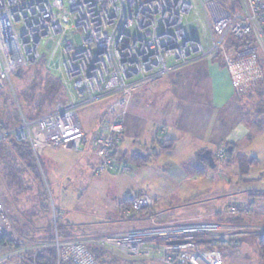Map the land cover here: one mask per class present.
Listing matches in <instances>:
<instances>
[{
  "label": "built area",
  "instance_id": "1",
  "mask_svg": "<svg viewBox=\"0 0 264 264\" xmlns=\"http://www.w3.org/2000/svg\"><path fill=\"white\" fill-rule=\"evenodd\" d=\"M0 0V93L12 78L35 65L39 47L48 53L46 67L74 92V98L53 110L27 119L19 105V123L0 130V142L27 143L38 161L45 148L85 152V132L78 106L116 95L110 120L101 121L90 141L97 163L94 176L125 175L129 168L115 158L123 131V112L132 84L168 72L167 60L182 66L196 57L220 58L233 94L243 99L264 84L260 55L264 57V0ZM192 13L195 27L185 17ZM134 26L135 33L128 30ZM198 34V37L195 34ZM228 39L250 43L227 47ZM60 52L58 53V51ZM16 100V99H15ZM226 149H216V164ZM144 190L123 210L125 219L154 206ZM53 208V204H52ZM230 217L249 216L230 206ZM49 241L29 246L15 229L0 200V264H38L37 255L48 248L54 263L98 264L90 247L113 252L127 263L223 264L214 248L236 249L240 240L264 233V225L225 223H164L102 236H65L53 216ZM199 240L209 241L198 243Z\"/></svg>",
  "mask_w": 264,
  "mask_h": 264
},
{
  "label": "rangeland",
  "instance_id": "2",
  "mask_svg": "<svg viewBox=\"0 0 264 264\" xmlns=\"http://www.w3.org/2000/svg\"><path fill=\"white\" fill-rule=\"evenodd\" d=\"M62 1L64 7L69 9L67 0ZM193 17L192 13L185 17V21L192 28L195 27ZM128 31L135 33L136 29L132 26ZM195 36L198 37V34L196 33ZM39 51L41 58L38 60V65L24 68L28 71L22 79L16 76L12 78L14 95L11 94L13 103L10 104L13 109L14 107L17 109V105H19L20 108L25 107L27 112L34 114L37 113L35 107L40 104L43 109L38 113H47L57 103L71 100L68 86L63 84L56 73L46 67L48 53L42 46L39 47ZM259 57L264 71V57L262 55ZM36 72L40 73L38 82L34 78ZM53 77L60 80L63 91H65L64 94L60 95L54 88L57 81ZM5 91L10 92L9 89H5ZM19 91L23 99L17 98ZM130 93L124 95L127 100L130 98ZM115 99L116 95L111 94L78 106V118L88 142L96 132L98 122L101 120L100 116L104 111L108 112L109 120L111 119L114 114L111 106ZM123 106L118 108L120 112H123L122 117L125 112ZM247 125L249 137L241 143L240 150L246 157L249 155L248 159L252 156L259 158V121L249 117ZM123 131L120 134V140ZM127 143L126 140L124 147H127ZM75 152L60 148L43 149L38 161L35 159L41 177V180H37L22 166L23 169H20L19 165H11L12 161L10 162V159L4 154L6 152L0 149V200L4 203L7 214L22 233V235L19 234L23 236L27 245L32 246L38 242L50 240L53 233V216H55L58 233L63 237L70 234L69 232L76 236L95 237L123 230L149 228L152 226V222L158 224L222 223L230 217L227 213L230 202L241 203L249 197H255L259 203V197L246 195L247 191L251 189L259 191V181L256 184H241L236 179L231 180L230 184L223 182L226 177L219 167L223 168L227 159L210 170L211 176L204 179L198 178L199 181H197L193 180L196 174L194 173L195 168H190L187 164L183 169H173L172 166L166 164V156L165 160L159 164L142 168L138 174L136 167L127 158L117 159L115 155L118 161L120 160L128 166L129 171L125 175L94 176L91 168H84L80 165V162L77 161L80 155ZM86 152L88 151L84 153ZM50 161L52 163L59 162L60 165L50 167L48 172L45 165L50 164ZM241 164H243L241 166H247L248 162L243 160ZM238 165H240V160ZM250 172L256 175L259 169H253ZM190 174L194 175L193 178ZM188 178L191 180L187 181ZM138 188L145 190L154 199V206L148 212L146 211L149 217L143 218L144 220L135 219L133 221L137 215L125 219L123 210L120 209L119 214L118 204L126 194L138 193ZM198 189L200 192L194 193ZM244 190H247V193ZM254 210L255 208L252 212ZM57 212L61 215L60 222L56 220ZM223 212L226 216H221ZM155 213L158 216H150ZM64 225L67 229L64 228ZM253 238L255 240V236ZM214 249L220 252L223 264H259V255L254 243L249 246L250 252L247 257H238L233 248L218 247ZM103 252L105 254L101 255V259H105L104 262L111 260L116 264H134L116 258L112 251ZM142 264L155 263L145 262Z\"/></svg>",
  "mask_w": 264,
  "mask_h": 264
},
{
  "label": "crops",
  "instance_id": "3",
  "mask_svg": "<svg viewBox=\"0 0 264 264\" xmlns=\"http://www.w3.org/2000/svg\"><path fill=\"white\" fill-rule=\"evenodd\" d=\"M227 47H234L231 41ZM167 65L169 70L165 74L132 84L130 98L123 106L124 131L114 150L117 159H126L134 153L149 156L147 165L136 168L139 174L142 168L159 164L166 156V164L173 169H183L187 164L190 168H195L194 178L192 174L190 176L199 181L198 178L204 179L212 175L208 162L201 154L208 150L214 155L218 147L228 146L230 156L225 166L219 167L226 177L223 182L230 184L236 179L241 184H256L259 181V203L255 197L245 200L253 203L251 210H255L244 217L242 224L258 222L259 225H264V84L243 99H236L229 74L220 58L196 57L182 66H175L168 59ZM68 90L73 99L74 92L70 88ZM108 115L104 111L98 124L103 118L109 120ZM249 117L259 121V158L252 156L254 163L244 168L243 172L241 163H238L241 155H244L240 150L241 143L249 137ZM126 140L127 147H124ZM156 140L173 141L172 148L160 151ZM84 143L88 151L90 141L86 137ZM78 154L80 157L77 161L80 165L93 169L97 163L96 157L90 152ZM119 162L122 163L120 160ZM58 165L59 162L50 161L45 167L49 172L50 167ZM253 169H259V172L253 175L250 172ZM140 190L142 189L138 188V193ZM256 191L258 189H251L246 195ZM199 192L198 189L194 193ZM221 216L226 214L223 212ZM253 243L255 244L253 236L241 238V244L234 249L235 254L247 257L249 246ZM259 264H264L260 255Z\"/></svg>",
  "mask_w": 264,
  "mask_h": 264
},
{
  "label": "trees",
  "instance_id": "4",
  "mask_svg": "<svg viewBox=\"0 0 264 264\" xmlns=\"http://www.w3.org/2000/svg\"><path fill=\"white\" fill-rule=\"evenodd\" d=\"M230 41H231V44H233L234 48H240V47L246 46L247 44L250 43L249 39H245V40H241V41H235L232 39H228V44H230ZM38 63L39 62H37L36 64L38 65ZM27 71H28L27 69H20L18 74L15 76L22 79L23 77H25V74L27 75ZM36 73L37 74L34 78H36L35 80L38 82V79L40 78V75H39L40 73L39 72H36ZM55 80L57 82L55 83L54 88H56V90L58 91V93L60 95L64 94L65 91H63L62 84H61L60 80L59 79H55ZM50 88H52V86H50ZM18 97L22 98L20 91L18 93L17 98ZM10 103H13V98H12L11 93L8 91H5V90L1 91V93H0V130L10 128V127L15 126L19 123L20 118H19L18 110L15 107L13 109ZM42 109H43V106H41L39 104L35 107V110L37 111V113L35 112L34 114H31V113L27 112L25 107L24 108L22 107L21 111L23 112L24 116L27 119L31 120V119H34L36 117H39V116L45 114L43 112L38 113V111H40V110L42 111ZM52 110H50V111H52ZM155 142H157V140ZM157 144L160 148V151H164V150H168V149L172 148L173 141H167V140L162 141L161 140V141H158ZM224 147L226 149L225 159L228 160V157L230 156V150H229L228 146H224ZM0 149H3V151L6 152L4 154L6 155V157H8L10 159V162L12 161L11 165H19L20 169L24 168L35 179L41 180L40 173L38 171L35 158H34L33 153H32V151H31V149L27 143H18L15 141H4V142H0ZM211 155L213 157L215 167H216L217 164H216L215 154L213 155V153H211ZM127 159L136 168L143 167V166L147 165L148 162L150 161L149 156H141V155H138L136 153L131 154L130 156H128ZM243 160H246V163L248 162V165H251L252 163H254L251 158L248 159V157H246L245 155H241L240 163H243ZM241 165H243V164H241ZM247 166H245V165L241 166V169L243 172L245 171L244 168H246ZM138 194L137 193L133 194V195H131L130 193L126 194L125 198L118 204L119 209H121V210L127 209L131 205L132 201L138 196ZM249 195H254V196L259 197V191L250 193ZM242 202L243 201H241V203H238L236 201L230 202L229 206H235L239 212L252 211L251 210L252 209L251 204H253V203H251V202L248 203L245 201L243 203ZM146 211L148 212L149 210L140 211L137 214L136 218L133 219V221L135 219L140 221V219L149 217V214ZM150 216L156 217L158 215L155 213L154 215H150ZM56 220H57V222L61 221V215L58 214V212H57ZM244 221H245L244 218H242L240 216H234V217L226 218L224 220V222H222V223L236 225V224H242V223H244ZM14 227L17 230V232L22 235V233L17 229V227L15 225H14ZM64 228L67 229L66 225H64ZM69 233L70 234L65 235V236H76V235H73L71 232H69ZM255 245H256L257 254L260 255L261 259L264 261V234H259V235L255 236ZM90 251L93 254V256H94V258L98 264H116L115 261H111V260L104 262L105 259H101V257H102L101 255L105 254L102 250H99L98 248H95V247H90ZM37 263L38 264H53L54 263V251L52 249L48 248V249L40 252L37 255ZM61 264H72V263L71 262H64Z\"/></svg>",
  "mask_w": 264,
  "mask_h": 264
},
{
  "label": "water",
  "instance_id": "5",
  "mask_svg": "<svg viewBox=\"0 0 264 264\" xmlns=\"http://www.w3.org/2000/svg\"><path fill=\"white\" fill-rule=\"evenodd\" d=\"M18 74V72L16 73V75ZM201 157L204 158L207 162H208V166L210 169H214L215 167V163H214V160H213V157L211 155V152L206 150L204 151L202 154H201ZM206 242H209V241H205V240H199L198 243L202 244V243H206Z\"/></svg>",
  "mask_w": 264,
  "mask_h": 264
}]
</instances>
